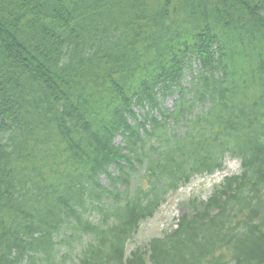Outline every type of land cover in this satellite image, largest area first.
<instances>
[{
	"label": "trees",
	"instance_id": "16d2710c",
	"mask_svg": "<svg viewBox=\"0 0 264 264\" xmlns=\"http://www.w3.org/2000/svg\"><path fill=\"white\" fill-rule=\"evenodd\" d=\"M0 264H264V0H0Z\"/></svg>",
	"mask_w": 264,
	"mask_h": 264
},
{
	"label": "rangeland",
	"instance_id": "374dc122",
	"mask_svg": "<svg viewBox=\"0 0 264 264\" xmlns=\"http://www.w3.org/2000/svg\"><path fill=\"white\" fill-rule=\"evenodd\" d=\"M173 99L174 97H169L166 100L168 107H172ZM239 169L238 159L226 157L222 170L211 175H196L187 185L177 191L169 192L155 214L140 223L136 234L126 245L127 252L136 246L144 245L151 237L161 236L165 231H170L187 206L188 199L192 197L205 199L210 194L213 184L219 182L223 175L238 172ZM101 178L105 179L103 176ZM104 183L107 184L105 180Z\"/></svg>",
	"mask_w": 264,
	"mask_h": 264
}]
</instances>
